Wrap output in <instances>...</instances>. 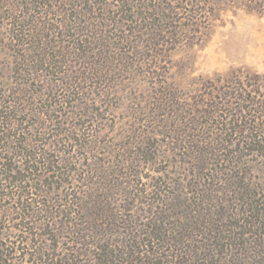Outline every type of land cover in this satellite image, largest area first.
Listing matches in <instances>:
<instances>
[{
  "label": "rangeland",
  "instance_id": "1",
  "mask_svg": "<svg viewBox=\"0 0 264 264\" xmlns=\"http://www.w3.org/2000/svg\"><path fill=\"white\" fill-rule=\"evenodd\" d=\"M261 209L264 0H0V264L251 263Z\"/></svg>",
  "mask_w": 264,
  "mask_h": 264
},
{
  "label": "trees",
  "instance_id": "2",
  "mask_svg": "<svg viewBox=\"0 0 264 264\" xmlns=\"http://www.w3.org/2000/svg\"><path fill=\"white\" fill-rule=\"evenodd\" d=\"M261 210H264V209H261ZM260 215V214H259ZM262 216H264V214L262 213ZM258 223H259V225H263L264 223L263 222H260V221H257ZM204 229H206V227L204 228ZM263 229H264V227H263ZM207 230L208 231H210V233H209V237L208 238H205V240L207 241V242H212L213 241V243H212V245H208V243H206L209 247L208 248H211V246L213 247V248H215V250L217 251V250H219L222 254L225 252L224 250L226 249V250H228V249H230V250H232L233 251V244H234V242L233 241H236L237 239L235 238V237H228V239L227 238H225V237H218V236H212V234H215L214 233V231L215 230H213V229H211V228H207ZM212 231V232H211ZM159 232V234L160 235H162L161 234V232L160 231H158ZM203 232V231H202ZM245 232L246 231H243V234H242V232H241V234H240V237H244L245 236ZM212 233V234H211ZM180 235H183V238L184 237H186L187 235H185L184 233H179ZM202 235H204V233H201ZM264 234V233H263ZM150 235H151V238L152 239H156V235L152 232V233H150ZM197 235V234H196ZM164 237L162 236V239H163ZM237 238H239V237H237ZM159 238H157V240H158ZM186 239H188V238H186ZM220 239L221 240H228L229 241V243H227V244H220L219 242H220ZM261 239V238H260ZM167 243L169 242V241H174V242H176V243H179L180 241H176V240H173L172 238H170V237H168L167 239ZM264 240V239H263ZM243 244V243H242ZM258 246V247H257ZM256 246V248H258V250L256 251V252H253V253H250L249 255H247V258L248 259H251L252 260V262L251 263H247V261H245L244 260V258L245 257H243V256H237V255H235V254H233V255H231L230 256V260H225L224 262L226 263V264H252L253 263V261L254 260H256V258H263L262 257V255H264V247L262 246V245H260V244H258ZM194 247V246H193ZM261 249H260V248ZM202 248H203V250H205V246H202ZM219 252V253H220ZM219 253H218V255H219ZM232 253V252H231ZM257 254V256H253V257H251V255L252 254ZM109 256V255H112L111 254V251L110 252H105V254H104V256ZM217 255V254H216ZM103 256V257H104ZM112 259V258H111ZM112 261V260H111ZM111 261H109L108 259L106 260H103L100 264H109L108 262H110V263H112ZM217 257H216V259H213V258H211V264H216L217 263ZM243 262V263H242ZM39 264H49V263H47L46 262V260L44 261V260H41V258H40V263ZM52 264H54V263H52Z\"/></svg>",
  "mask_w": 264,
  "mask_h": 264
}]
</instances>
